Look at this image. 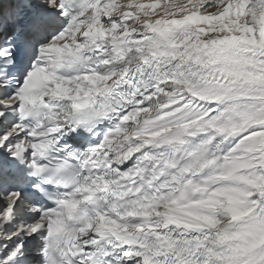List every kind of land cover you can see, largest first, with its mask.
Wrapping results in <instances>:
<instances>
[{
    "label": "snow or ice",
    "instance_id": "obj_1",
    "mask_svg": "<svg viewBox=\"0 0 264 264\" xmlns=\"http://www.w3.org/2000/svg\"><path fill=\"white\" fill-rule=\"evenodd\" d=\"M0 264H264V0H0Z\"/></svg>",
    "mask_w": 264,
    "mask_h": 264
},
{
    "label": "bare ground",
    "instance_id": "obj_2",
    "mask_svg": "<svg viewBox=\"0 0 264 264\" xmlns=\"http://www.w3.org/2000/svg\"><path fill=\"white\" fill-rule=\"evenodd\" d=\"M164 5H163V3H162V5H161V7H163Z\"/></svg>",
    "mask_w": 264,
    "mask_h": 264
}]
</instances>
